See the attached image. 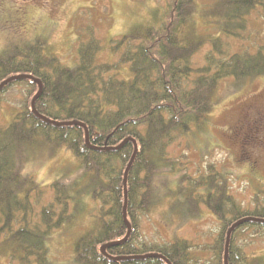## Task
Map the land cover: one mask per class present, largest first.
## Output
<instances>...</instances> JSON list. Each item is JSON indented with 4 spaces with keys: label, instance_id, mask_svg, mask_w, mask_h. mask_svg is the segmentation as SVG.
I'll list each match as a JSON object with an SVG mask.
<instances>
[{
    "label": "trees",
    "instance_id": "obj_1",
    "mask_svg": "<svg viewBox=\"0 0 264 264\" xmlns=\"http://www.w3.org/2000/svg\"><path fill=\"white\" fill-rule=\"evenodd\" d=\"M261 1L214 0L204 15L209 31L200 32L196 0H171L157 24L112 40L117 62L99 61L104 51L93 35L74 67L39 37L0 51V104L13 90L21 94L0 127V246L9 260L51 264V235L91 202L93 224L74 242L75 264H197L185 238L141 240V219L165 202L184 223L205 211L215 217L209 264H264L237 246L242 235L264 234V187L243 204L230 193L229 173L210 163L186 172L178 167L188 156L171 152L205 130L221 81L240 87L264 77V43L235 52L224 40L244 41ZM206 45L198 65L193 59ZM61 149L78 162L77 176L43 185L25 172L34 150ZM48 193L52 200L43 206Z\"/></svg>",
    "mask_w": 264,
    "mask_h": 264
},
{
    "label": "rangeland",
    "instance_id": "obj_2",
    "mask_svg": "<svg viewBox=\"0 0 264 264\" xmlns=\"http://www.w3.org/2000/svg\"><path fill=\"white\" fill-rule=\"evenodd\" d=\"M170 1L0 0V51L9 44L32 42L39 37L62 64L74 67L79 47L93 35L104 51L99 55V61L117 62L118 57L113 58L109 52L112 40H118L139 24H157ZM213 2L196 0L193 18L200 32L209 31L204 15ZM243 39L242 42L224 40L235 52L243 51L245 47L251 52L264 43V0L249 15ZM209 49L208 45L204 46L194 57V62L202 65L203 56ZM125 74L124 68L117 72L120 78ZM233 85L232 79L220 82L205 130L184 139L180 146H173L171 152L174 156L180 153L188 156L178 167L186 172L194 173L197 168L203 170L210 163L219 171L229 173L230 193L245 204L255 189L264 187V77L245 86ZM13 91L0 104V127L9 122L21 98L19 91ZM77 167L76 159L64 149L49 154L34 150L24 170L41 184L48 185L61 176H77ZM51 200L52 194L48 193L43 206ZM89 206L93 204L88 202L84 212H78L70 224L51 235L47 243L51 264H75L74 242L93 224ZM168 209L162 202L141 219V240L161 244L171 242L175 237L185 238L193 246V260L197 264H209V248L219 230L215 217L205 211L201 218L184 223L179 216L170 215ZM237 246L249 259L261 257L264 260V234L242 235ZM0 264H16L9 260L2 246Z\"/></svg>",
    "mask_w": 264,
    "mask_h": 264
},
{
    "label": "water",
    "instance_id": "obj_3",
    "mask_svg": "<svg viewBox=\"0 0 264 264\" xmlns=\"http://www.w3.org/2000/svg\"><path fill=\"white\" fill-rule=\"evenodd\" d=\"M125 174H126V172H125ZM124 186H125V178H124ZM240 223H241V222H238V223L234 224L233 228H235V227H236L237 225H239ZM233 228H232V229H233ZM230 231H231V230H229L228 235H227V239H226L225 256H226V254H227V243H228V237H229ZM104 250H105V248H101V252H102V253H104Z\"/></svg>",
    "mask_w": 264,
    "mask_h": 264
}]
</instances>
